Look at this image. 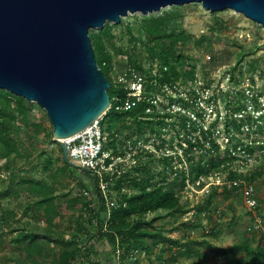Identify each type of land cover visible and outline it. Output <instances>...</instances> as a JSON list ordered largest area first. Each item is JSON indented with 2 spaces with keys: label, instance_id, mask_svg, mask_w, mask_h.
Returning <instances> with one entry per match:
<instances>
[{
  "label": "rangeland",
  "instance_id": "1",
  "mask_svg": "<svg viewBox=\"0 0 264 264\" xmlns=\"http://www.w3.org/2000/svg\"><path fill=\"white\" fill-rule=\"evenodd\" d=\"M172 7H164L160 11L149 14L129 13L122 18L123 23L114 24L110 22L113 36L106 39L105 44L106 49L113 55V64H116V69L123 70L129 62V56L133 57L136 64L140 62L144 63L147 69L151 67L150 63L153 59L148 56L142 43L145 40L141 31L142 21L144 18L161 15L163 12L171 10ZM180 9L182 13L180 19L181 31L187 32L193 38L190 42L181 44L178 50L188 56L189 62L195 64L198 73V82L184 81L181 83L180 89L189 101L188 106H191L189 110L196 106V101L200 102L201 99L204 100V98L211 96L212 100L204 103L206 106L208 105L207 113L211 114L206 117V125L215 118L217 112L222 114V119L218 124L220 133L216 136L221 144V152L212 155L224 158L226 156L224 153L226 140L227 138L230 139V136L224 132L223 116H226L227 110L232 106H239L247 114L259 116L264 113V27L232 9L211 12L204 8L201 3L185 4L180 6ZM94 30L98 31V29ZM200 37H205L206 40L200 45L195 44V40ZM112 70V74L115 75L114 68ZM109 78L112 81L110 76ZM160 100L163 108L171 107L172 103L175 102L171 98L161 95ZM182 102L186 103L183 100ZM183 103L182 105H184ZM1 105L2 97L0 96ZM212 109H215L216 113L211 112ZM178 119L177 116H173L170 121L154 123V125L163 127L166 124L173 125L174 122L179 124ZM29 121L35 124L43 123L48 131L36 135L31 125L29 127L20 121L16 122L17 131H14V134L18 132L21 141V153L24 155H13L10 159V171L12 176L14 175V179L6 170L0 171V190L11 186L13 190L19 192L18 197L9 196L1 201L5 210L14 211L15 219H12L8 225L6 224L4 232L7 231V233L0 245V264H19L20 251L9 243L10 238L15 235L12 230L16 228L20 230L23 227L43 230L46 227V224L38 219V214L43 210H39L33 205L41 196L39 190H34L35 192L32 190L35 182L48 183L54 187V193L59 194L56 203L58 208L61 209L62 217L56 220L55 229L68 239L73 238V234L77 232L78 221L81 222L83 219L80 221V208L68 211L64 202L67 199L84 194L85 189L80 186V181H84L90 187L94 185L93 176H87L81 170L74 173L70 171L59 172V168L64 166L63 154L60 145L50 135L53 128L46 111L36 103H34V110L29 113ZM179 121L184 122L183 118ZM166 128L167 131L163 132L161 139L156 140V144L164 140L168 144L167 148L171 146L173 150L182 149L179 145L178 135L172 126ZM181 133H184L182 128ZM118 135L116 140L118 141V147L121 149L127 146V144L124 145L125 139H150L154 137L149 133L148 127L141 129L137 125H131L130 128L119 127ZM235 136H239L246 142L264 140V133H253L250 136L236 133ZM24 148L30 151L29 155H26ZM110 148L112 147L109 145ZM205 152V150L194 151L195 159L198 160L203 157ZM263 153L264 148L252 155H246L244 152L237 153L238 156H241V159H233L228 163L230 168L243 175L247 174L249 176L250 173L255 172L254 180L246 179L247 183L254 186L255 196L259 202V208L254 211L245 204L241 194L237 193L238 195L224 199L222 189H219L212 199L209 216L196 213V207L205 200V196L209 194L207 191L211 192L214 184L222 185L226 183L228 186L230 185L228 169L223 166L212 170L209 176H203L199 181L189 180L184 187L180 184L182 176L177 178L176 192L183 203H189L192 210L182 217L169 215L167 211H160L148 216V218L159 217L154 225L158 230H161L163 235L179 240L183 244H188L187 242L193 244L194 251L191 254L178 256L177 264L192 262L199 264H234L226 258H217L214 251H212V247L228 248L243 241H250L253 247L257 245L261 231L255 229L256 231L253 232L254 227L252 226L264 224V159L261 158ZM49 160H51V164H48ZM173 163L178 168L187 166V169L190 170L189 165H184L183 160L180 158ZM5 164V160L0 158V167ZM125 165L124 170L130 173L132 179L137 180L144 173V170L140 167L141 165L135 164L131 160ZM165 167V163L159 159H155L150 163L151 173L155 175L153 178L154 183L172 184L176 181V179L170 177ZM27 179L29 180L28 183L18 184L19 180ZM202 183L204 185L200 187ZM131 188L130 185L128 189L131 190ZM114 193L116 192L112 190L111 194ZM93 195L92 191H88L86 194L88 199H92ZM94 200L96 202V199ZM28 206H30L29 209H27ZM25 210H27L26 213ZM1 213L2 210H0ZM256 218H258V222ZM187 219H192L196 226L185 227L183 223ZM216 224H218V230H216V233H212ZM53 236L57 238L55 234ZM80 237L84 238L85 236L80 234ZM90 244H94L96 249L91 255V259L102 258L101 253L110 249L106 240L98 241L97 238H94L90 241ZM177 248V245H171L162 240L160 245L153 249L151 258L155 259L158 254H162L167 264H170L171 254ZM243 257H245V253L241 252L233 255L232 259ZM52 258V256L44 258L40 264H51ZM137 258L139 264H152L148 255L144 252L137 253ZM74 264L89 263L84 259H79ZM107 264H117V259Z\"/></svg>",
  "mask_w": 264,
  "mask_h": 264
},
{
  "label": "trees",
  "instance_id": "2",
  "mask_svg": "<svg viewBox=\"0 0 264 264\" xmlns=\"http://www.w3.org/2000/svg\"><path fill=\"white\" fill-rule=\"evenodd\" d=\"M182 17L180 6H173L171 10H167L158 16L144 18L141 25V31L144 35V50L148 56L167 65L168 70L162 73L161 81L172 82L173 80H194L196 78V66L189 62L188 56L181 53L178 47L192 40V35L185 31H181L180 19ZM120 23H123L121 21ZM112 24L108 22L102 30H90V38L95 53V57L99 67L104 71L105 75L112 78L113 72V55L106 49V39L112 38ZM206 40L205 37H200L195 40V44L200 45ZM135 47V46H133ZM128 64H134L141 68V64H136L133 57L129 56ZM109 75V76H108ZM110 79V78H109ZM111 80V79H110ZM112 86L109 89L111 100L114 101L117 96L123 95V89L120 88L112 78ZM2 97V105L0 106V158L5 160V165L0 167V171L6 170L10 176V159L12 156L24 155L21 153V141L19 140L16 130V122L20 121L25 125L33 127L34 134L38 135L48 131L43 123H33L29 121V113L34 110V103L20 96H16L7 90L0 89ZM245 111L239 106L229 108L226 115L224 126L225 133L230 136L228 143L224 148L226 156L220 158L212 155L221 152V144L213 138V128L218 124V119L212 124L208 131H203V139H197L195 142L189 140L188 146L185 149L187 163L189 165V180L201 179L203 176H209L214 169L223 166L228 169V180L234 181L239 179L254 180L255 172L249 174H241L237 170L229 167L231 160L241 159L237 153L244 152L246 155H252L264 148V140H252L246 142L236 133L246 134L247 136L253 133H264V113L259 116H254L246 113L240 117L239 114ZM144 114V106H139L126 115L117 114L112 110L105 115L102 126L111 139L105 149L112 147L113 153H118V143L116 142V134L118 128H130L131 125H137L141 129L150 127L154 129L153 122L149 119H138V115ZM126 116H133L134 120L131 124L125 121ZM30 127V126H29ZM247 128V130H246ZM53 137V132H50ZM210 137V146L206 143ZM235 140L236 142H234ZM234 142V143H233ZM63 154V151L60 147ZM204 156L200 159H195L194 151H202ZM26 155L30 154L27 148H24ZM264 159V153L261 155ZM152 157L146 160L138 159V165L144 173L140 178L132 179L130 173L123 172L122 174L114 173V175L105 174L104 178L108 181L109 191L114 190L116 193L109 194L111 201H114L113 206L107 205V200L101 190L100 179L93 175L88 170L80 169L77 166L69 164L63 156L64 166L59 168L60 173L70 171L72 173L77 170L85 172L87 176H93V186H88L84 181H80V186L85 189L84 194L67 199L64 202L65 208L68 211L74 208H80L77 232L73 234V238H66L62 233L57 232L55 226L56 220L62 217L61 209L58 208L56 200L59 194L54 193V187L48 183L35 182L32 190H39L41 196L33 205L39 210H43L38 214V219L46 224L45 229H29L21 228L14 229L15 235L9 240V243L20 251L19 264H40L42 259L52 256L51 264H74L79 259L88 261L89 264H107L117 259V264H139L137 253H146L152 264H167L162 254H158L155 259L151 258L153 249L160 245L162 240L167 241L171 245H177V250H173L171 254V263L177 264L178 256L182 254H191L194 251L191 242L183 244L179 240L169 238L162 234L154 225V222L159 217L148 218L150 214H155L160 211H167L172 216H184L192 209L189 203H183L181 197L176 192L175 185L177 178L182 176L181 185H186V172L176 170L177 174H169L172 179H176L172 184L169 183H154V173H151L149 165L153 162ZM51 160L48 164H51ZM165 164H169L168 159L164 160ZM227 164V165H225ZM175 172V171H173ZM184 173V174H183ZM58 175V174H57ZM14 179V175L12 176ZM14 181V180H13ZM29 180H19L18 184L28 183ZM12 182L10 183V185ZM127 184V185H126ZM132 186L131 190L128 189ZM203 183L200 187H203ZM128 187V188H127ZM92 189V190H91ZM222 189V197L229 199L237 193L242 195L241 187L234 185L214 184L211 192L205 196V200L198 204L196 213L198 215H208L213 197ZM34 191V192H35ZM88 191L94 193L92 199H88L86 194ZM86 193V194H85ZM115 195V196H114ZM238 195V194H237ZM9 196H19L17 190H13L11 186L0 190V245L3 243V237L7 233L6 224L8 225L12 219H15L13 210L4 209L1 201ZM96 199V202L95 200ZM28 206L27 209H29ZM259 208V202L256 209ZM27 210H25V213ZM85 223V224H84ZM185 227H194L196 224L192 219H187L183 223ZM254 227V226H252ZM253 228V232L256 231ZM218 224L212 230L216 233ZM53 234H55L54 238ZM84 234V238L80 237ZM94 238L98 241L106 240L110 246L109 250L103 251L102 258L91 259V255L95 252V245L90 244ZM151 240V241H150ZM55 243V244H54ZM55 245V248H54ZM55 249V250H54ZM212 251L217 258H226L234 264H264V233L261 236L257 245L253 247L250 241H243L234 244L228 248L212 247ZM245 253L243 258H233V255ZM231 262V263H232ZM186 264H199L197 262Z\"/></svg>",
  "mask_w": 264,
  "mask_h": 264
},
{
  "label": "water",
  "instance_id": "3",
  "mask_svg": "<svg viewBox=\"0 0 264 264\" xmlns=\"http://www.w3.org/2000/svg\"><path fill=\"white\" fill-rule=\"evenodd\" d=\"M201 3L232 9L264 27V0H0V89L36 103L69 159L65 139L84 131L111 104L110 79L99 67L90 30L129 13Z\"/></svg>",
  "mask_w": 264,
  "mask_h": 264
},
{
  "label": "built area",
  "instance_id": "4",
  "mask_svg": "<svg viewBox=\"0 0 264 264\" xmlns=\"http://www.w3.org/2000/svg\"><path fill=\"white\" fill-rule=\"evenodd\" d=\"M140 64L142 67L138 68L134 64L127 63L124 69L121 71L116 69L115 63L113 64L115 75L112 74L113 72L111 75L114 82L123 89V95L117 96L114 101L111 100L108 111L112 110L117 114L126 115L139 106H144V114L138 115L139 120L149 119L154 125V123L158 124L170 121L173 116H177L179 118V124L174 122L173 125L166 124V126L163 127H156L154 125V129L148 127L149 133L154 136L153 138L125 139L124 145L127 144V146H124V149L118 147L117 154L113 153L112 148L105 149L111 140L108 136V133H106L102 126V121L107 113L94 121L84 131L64 140L71 162H73L80 169L90 171L93 175L100 179L101 190L105 196V199L107 200V205L109 207L113 206L115 202L111 201L109 197L110 191L108 189V181L105 180L104 176L105 174H110L111 176L114 175V173L122 174L125 172V164L130 160L136 164L138 163V159L146 160L150 157H152L154 160H162L163 163L165 159H168L170 163L165 164V168L167 169L168 173L176 175V170H179V173L181 171H185L187 178L186 184H188L189 170L187 169V166L178 168L174 166L173 162L180 158L183 160L184 165L188 164L185 149L188 146L189 140L193 142H195L197 139L202 140V132L208 131L217 119L219 121L222 119V114H220V112L216 113L215 109H212L211 112L216 113V116L210 121L209 124L206 125V117L211 114L207 113L206 109H208V105L206 106L204 103H208L210 100H212L211 96L204 98V100L201 99L200 102L196 101V106L192 110H189L191 109L189 108L191 106H188L189 101H187L188 99L180 89L182 86L181 83L188 80L179 79L173 80L172 82H164L160 80L162 73L168 70L167 65L162 64L160 61L153 60L150 63L151 67L147 69L144 63ZM197 76L198 73L196 72V78L192 81L189 80V82H198ZM160 95L163 97H169L175 102L172 103L171 107L163 108V106L160 104ZM182 100L186 103L184 104ZM182 103L184 105H182ZM244 112L245 111H242L239 116H244L246 113ZM227 113L228 110L226 115ZM181 118L184 120L183 123L179 121ZM223 118L225 121L226 116H223ZM133 120V116L125 117L127 124H131ZM218 124L213 128V138H216L217 134L220 133L218 130ZM167 126H172L175 133L178 135L179 145L182 147V149L173 150L170 144V147L167 148L168 144L164 140L159 144H156V140L158 138L161 139L163 132L167 131ZM181 128L184 133H181ZM118 136L119 135L116 134V139ZM228 140L229 138H227L226 144L228 143ZM116 142L118 143L117 140ZM210 142L211 140L209 137L208 142L206 143L207 147L210 146ZM230 185L241 187L245 204L251 210H256L258 206V200L255 196L254 186L252 184L247 183L243 179H239L231 181ZM207 193H209V190ZM256 221L258 222V218H256ZM254 227L264 233V224H256Z\"/></svg>",
  "mask_w": 264,
  "mask_h": 264
}]
</instances>
